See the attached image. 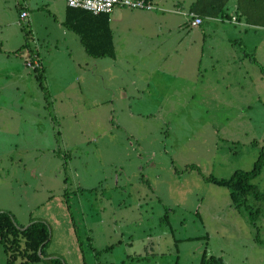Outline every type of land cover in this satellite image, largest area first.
<instances>
[{"label":"rangeland","instance_id":"374dc122","mask_svg":"<svg viewBox=\"0 0 264 264\" xmlns=\"http://www.w3.org/2000/svg\"><path fill=\"white\" fill-rule=\"evenodd\" d=\"M28 6L19 19L0 0V211L44 222L47 258L7 236L0 264H264L248 210L205 179L249 169L264 146V64L224 46L219 21L188 46L174 31L165 54L138 47L145 64L68 55L63 0ZM23 42L42 68L24 64ZM250 182L264 191V165ZM246 204L263 239L264 200Z\"/></svg>","mask_w":264,"mask_h":264},{"label":"crops","instance_id":"0c3cea01","mask_svg":"<svg viewBox=\"0 0 264 264\" xmlns=\"http://www.w3.org/2000/svg\"><path fill=\"white\" fill-rule=\"evenodd\" d=\"M147 1L153 5L152 9H133L116 6L107 13L106 22L111 34L113 56H100L101 58L108 57L111 61L116 62L121 55H125V57H131L132 60L137 59L136 61L145 64L153 58L147 56L134 58L137 56L136 50L138 47L145 52L151 50L153 53H160V55L162 53L165 54V40L171 38L174 31L179 34L177 43H180L183 40L182 38H184V43L188 46L189 41L194 39L193 37L197 36L199 38V34H201L202 37L206 30H211V37H213V33L215 32V30H213L215 21H219L223 23V25H219V28L224 29L222 37L224 46L230 48V46L232 47L234 44L238 45L242 48L239 49L240 57L250 52L252 60L264 64V55L261 54L259 60L254 55L257 51V47H260V45L264 43V0H227L223 15L205 17L197 13L202 20L196 26L189 25L188 21L185 20L187 19L186 16L183 14L184 11L191 10L194 0ZM14 2L18 7V12L20 9L27 10L25 18L29 20L32 16H28V0H14ZM228 4L230 8L227 7ZM65 6L64 3L62 18L59 21L61 26H63L62 20L65 17ZM74 17L81 21L87 31L95 35L103 27L104 18L102 19V17L89 18L81 17V15L78 16V14H75ZM204 19H208L212 22H208L211 24L205 25L203 28L202 24ZM61 34L63 50L67 52L68 55L75 54L77 56H82L85 54L93 58V56L86 54L76 33L63 26ZM251 38H255V43L251 41ZM56 44L57 42H55L54 45L56 46ZM158 46H160V48ZM262 47H264V44ZM210 49H214V46L211 45ZM34 51H36L37 55L39 54L37 48H34ZM132 52L134 55H132ZM38 57L40 59L38 68H42L43 60L39 55ZM83 59L76 60L78 68L81 62L86 64V59ZM154 59L157 60V57L154 56ZM241 61H243V59H241Z\"/></svg>","mask_w":264,"mask_h":264},{"label":"trees","instance_id":"16d2710c","mask_svg":"<svg viewBox=\"0 0 264 264\" xmlns=\"http://www.w3.org/2000/svg\"><path fill=\"white\" fill-rule=\"evenodd\" d=\"M226 2L227 0H194L191 10L188 11H195L196 14L198 13L200 16L216 17L223 15ZM65 11L62 25L78 35L86 54L93 57L113 56L111 34L106 22L107 13L94 14L80 8L67 6H65ZM75 14H78V16L81 15V17L104 18L102 29L98 31L96 35L87 31L81 21L74 17ZM22 47L28 49L27 43L23 42ZM37 69L38 68L32 70L36 71ZM36 74L39 78L40 74L38 72ZM263 165L264 146L260 147L249 169H235L227 178H215L211 175L205 177L207 181L227 187L229 189L228 195L233 205H243L244 208L248 210L249 222L257 230L253 240L262 244H264V238H259L258 227L256 226V219L260 210L257 207L255 209H250L246 204V197L251 195L256 200H264V191L258 190V188L250 182V179L260 172ZM29 220L30 223L24 229H20L19 227L22 225L18 224L16 226L7 211H0V242L4 245V237L10 236V246H20V251H23V255L27 260L36 261L43 258L42 256H45L43 248L48 241V229L45 223L40 220L31 221V218H29ZM38 249L39 253L37 252ZM210 257V261L216 262V264H222L220 260ZM48 261L53 264H61L57 257L50 258Z\"/></svg>","mask_w":264,"mask_h":264},{"label":"built area","instance_id":"2783aa9c","mask_svg":"<svg viewBox=\"0 0 264 264\" xmlns=\"http://www.w3.org/2000/svg\"><path fill=\"white\" fill-rule=\"evenodd\" d=\"M67 7L80 8L91 13H109L114 7L121 6L133 9H152L153 5L147 0H63ZM189 25L196 26L201 22V17L193 11H184ZM27 10L20 9L18 18L24 19ZM232 18V17H231ZM24 64L31 69L38 68L40 65L36 51L26 49Z\"/></svg>","mask_w":264,"mask_h":264},{"label":"water","instance_id":"95a60500","mask_svg":"<svg viewBox=\"0 0 264 264\" xmlns=\"http://www.w3.org/2000/svg\"><path fill=\"white\" fill-rule=\"evenodd\" d=\"M30 223V221L28 223H26L24 226L19 227L20 229H24L28 224ZM16 225V224H15ZM17 226V225H16ZM37 252L39 253V249L37 250ZM43 258H47V256H42Z\"/></svg>","mask_w":264,"mask_h":264}]
</instances>
